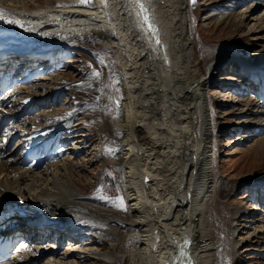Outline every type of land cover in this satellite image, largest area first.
Instances as JSON below:
<instances>
[{
  "label": "bare ground",
  "instance_id": "1",
  "mask_svg": "<svg viewBox=\"0 0 264 264\" xmlns=\"http://www.w3.org/2000/svg\"><path fill=\"white\" fill-rule=\"evenodd\" d=\"M30 1L0 0V51L26 45L29 50L48 53V59L57 61L67 48H72L99 58L98 68L104 82L102 88L107 92L101 96L108 111L99 124L107 131L114 130L115 126L119 132L122 131L123 141L120 143L124 158L120 162L125 164L126 175L123 192L131 203V223L137 229L136 240L140 242L142 264H204L202 257L206 251L212 250L206 235L207 209L214 202L215 195L216 214L222 210L219 203H223L220 201L224 197L216 195L222 192L224 183L217 181L212 159H207L204 154L213 136L211 131L207 133V127L211 124L209 112L214 100L205 93L206 75L193 49L191 0H140L141 6L137 0H87V3L83 0H44L42 4ZM145 10L148 11L147 16ZM240 16H227L221 23L231 27L224 26L220 30L238 33L245 22ZM257 23L256 31H263L264 18ZM261 34L250 38L257 44H264ZM242 40L246 44L251 41ZM234 56L229 52H218L209 71L219 69L225 62L236 64L248 73V77L249 73L253 75L259 69L264 70V46L250 60L244 57V53ZM61 75L58 80L52 78L56 75L43 80L40 77L38 83L25 80V83H31L30 90L34 89L33 86L35 90L23 97L42 96L56 89L67 92L59 114H56V108H52L24 118L19 124L20 130H25L27 125L28 130L37 128L44 135L46 160L42 168L25 169L13 153L19 151L27 156V151L17 147L13 153L7 152L6 158L0 160V206L9 202L21 208L36 207L44 213L47 222L54 217L56 224L61 222V226H65L62 231L88 238V227H80V222L87 223L84 210L87 209L93 218L98 216L89 212L90 207L86 205L89 199L81 202L85 192L73 179L78 170L82 172V166L78 164V157L83 152L78 144L82 148V142L78 140L89 137L80 130L85 122L82 123L81 119L84 106L79 102L89 98L97 104L100 92L98 94L97 83H93L95 80L92 78L90 82L76 83L67 79L64 82ZM49 78L52 87H47ZM254 79L262 82L264 75L255 74ZM113 81L115 87L112 86ZM251 92L255 93V89ZM71 99L74 106L69 107L67 104ZM118 101L123 112L119 125L114 122L116 116L111 117L116 109L112 106H117ZM12 103L17 105L19 102L13 99ZM242 104V111L257 109L253 100ZM89 107L92 110L98 108L97 105ZM79 123L82 124L79 126ZM256 144L258 147L247 150L246 154L256 153L264 159V139ZM65 149H73L75 157ZM110 159L102 162H111ZM162 164L169 171H174L169 180L176 179L181 187L176 198L170 201L169 208L161 186L156 185L159 178L156 173L160 172ZM94 207H91L96 209L94 212L100 211L99 207ZM254 207L252 204L251 208ZM235 210L231 211L232 229L236 220L248 221L246 217H249L251 222L249 225L245 222L248 227L242 230H252L251 226L256 224L255 213ZM105 227L109 229L108 222ZM236 231H232L233 236L240 234ZM92 233L102 238L96 230ZM255 233L264 241V229ZM162 243L167 247V255L154 256L153 248ZM33 251L27 254V263L24 264H68L62 261L70 255L66 251L61 259L52 256L54 251L44 246L37 245ZM67 251L69 253L70 250ZM73 252L80 253V256L85 254L83 257L78 255V260L92 257L113 264L117 259L113 248L109 253L101 254L90 248L82 252L74 249ZM45 255L52 259L44 260ZM11 264L23 263L15 261Z\"/></svg>",
  "mask_w": 264,
  "mask_h": 264
},
{
  "label": "rangeland",
  "instance_id": "2",
  "mask_svg": "<svg viewBox=\"0 0 264 264\" xmlns=\"http://www.w3.org/2000/svg\"><path fill=\"white\" fill-rule=\"evenodd\" d=\"M34 1L39 4L45 2L44 0H32L30 2L33 3ZM239 14L241 15L240 19H244L245 22L238 33L233 30H220L224 26L231 27L221 23L227 16ZM191 15L193 49L196 52L199 66L206 75L205 93L214 100L211 102L209 112L211 124L207 127V133L210 134L211 131L213 139L210 138L209 146L204 150V154H206L207 159H212L215 170V175H213L217 177V181L224 183V186L221 187L222 192L216 195L224 197V200L220 201L223 203H219L223 207L222 210L218 212V215L216 214L214 209L217 204L215 195L214 202H211L210 206L208 205V209L207 206L205 207L208 213L206 235L210 239L212 250L203 253L202 262L204 264H264V241L259 238L258 233H255L264 229V210L261 209L255 212L254 222L256 224L251 226L252 230H242L243 227H248L251 222L249 217H246L248 221L236 220L234 222L236 226L233 229L231 227V211L234 209L244 211L249 201L253 203L251 202L253 201V194H250V192H253L252 189H256V187L264 188V159L258 157L256 153L246 154L253 148L258 147L257 141L264 139V105L259 99L254 98L252 92L246 94L241 92L245 83H242L239 78L240 73L237 71L239 67L236 64L225 62L219 69L209 71L212 60L218 52H229L232 57L244 53L246 55L244 57L249 59L255 58L254 53L256 54L263 49L264 44H257L251 40L250 36L262 32V39H264V28L263 31H256L257 26H259L257 22L264 18V2L260 3L258 0H196L195 3H191ZM243 38L251 40L247 43L248 45L243 42ZM260 42L262 43L263 40H260ZM68 50L70 56L66 58L67 64L62 69V75L58 73L57 77L52 78L58 80L61 75L62 81L65 82L67 79L68 81H76V83L81 81L90 82V78H92L95 80L93 83H97L98 94L100 92L97 95V104H93L89 98L79 102L83 103L84 106V115H81V119L82 123L85 122L80 130L84 132L83 135L86 134L89 137L87 138L88 143H85L86 138L83 141L82 139L78 140L82 142V148L78 144V148L83 151L81 156L78 157V164L82 166V172L78 170L73 179L76 180L80 189L85 192L81 202L84 203L85 200L89 199L86 203L90 207H87L89 212L103 220H99L98 217H91L88 210L85 209L84 216L87 223L80 222V227L83 228L84 225L88 227L89 237L83 238L80 245L71 243L72 249H69V253L66 247H63V250L59 252L60 254L53 253L52 256L61 259V255L65 254L66 250V254L70 255L64 257L62 261L68 264H111L104 259L95 260L92 257H90L91 260L90 258L78 260L80 253L74 254L73 251L75 249L82 252L86 248H90L92 251L95 250L101 254L109 253L113 248V253L118 259L113 264H142V253L138 247L140 242L136 240L137 229L132 227L131 223L133 216L130 213L131 203L123 192L126 175H124L125 164L123 161L120 162L121 158H124L121 145L123 141L122 131L119 132L117 126L114 130L107 131L101 123L99 124V121L104 120L103 118L108 112L101 96L103 93L107 95V92L105 88H102L104 85L102 84L103 75L98 68L99 58L91 53H80L75 49L67 48L57 58V61H66L65 57ZM260 71L264 73V70L260 69ZM258 72L257 70L253 75L260 74ZM95 73L96 75H94ZM50 79H48L47 87H52ZM250 84L248 85L250 86ZM112 86L115 87V81H113ZM99 87H101L100 91H98ZM100 99L102 102L99 101ZM246 100H253L257 109H250L249 112L244 109L242 111V103ZM236 103L237 106H235ZM61 104L55 107L56 114H59ZM67 105L69 107L74 106V101L71 99ZM93 105L98 106L97 110H92L89 107ZM121 105L118 101L117 106H112L116 109L111 117L116 116L114 122L116 121L117 125L122 120ZM108 121L111 122V120ZM82 123L78 125L80 126ZM98 124L100 127H98ZM111 127L113 129V125ZM109 157L111 162H102ZM99 158L101 160L97 164ZM90 162L92 163L89 164ZM156 168H159V166ZM160 168V172L156 173V176H159L156 185L161 186V190H163L161 193L164 194V198L167 200L166 207L169 208L170 201L176 198L177 190L181 187L176 179L174 181L169 180L174 173L173 170L169 171L164 164ZM239 182L241 184L238 185ZM91 207H99L100 211L94 212L96 209ZM106 222L109 223L108 230L105 227ZM245 222H248V225H245ZM94 229L102 235V238H98L97 234L92 233V230L95 231ZM235 229L240 234L233 236L232 231ZM192 251L194 252L193 249ZM152 253L154 256L167 255V247L163 243L158 244L153 248ZM89 255H92V253ZM83 256L85 254L80 257ZM51 259L46 258V255L44 256V260L50 261Z\"/></svg>",
  "mask_w": 264,
  "mask_h": 264
},
{
  "label": "snow or ice",
  "instance_id": "3",
  "mask_svg": "<svg viewBox=\"0 0 264 264\" xmlns=\"http://www.w3.org/2000/svg\"><path fill=\"white\" fill-rule=\"evenodd\" d=\"M83 2L87 3V0H83ZM191 2H192V3H195L196 0H191ZM145 19H146V18H145ZM9 22H11V21H9Z\"/></svg>",
  "mask_w": 264,
  "mask_h": 264
},
{
  "label": "water",
  "instance_id": "4",
  "mask_svg": "<svg viewBox=\"0 0 264 264\" xmlns=\"http://www.w3.org/2000/svg\"><path fill=\"white\" fill-rule=\"evenodd\" d=\"M140 3V5H142V3L141 2H139ZM147 15V14H146Z\"/></svg>",
  "mask_w": 264,
  "mask_h": 264
}]
</instances>
